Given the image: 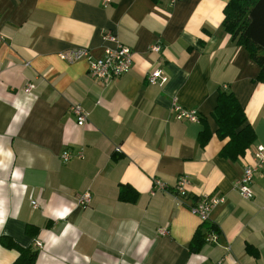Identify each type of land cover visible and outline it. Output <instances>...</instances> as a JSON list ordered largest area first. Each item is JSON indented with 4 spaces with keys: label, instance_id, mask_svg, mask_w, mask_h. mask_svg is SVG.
I'll return each mask as SVG.
<instances>
[{
    "label": "crops",
    "instance_id": "0c3cea01",
    "mask_svg": "<svg viewBox=\"0 0 264 264\" xmlns=\"http://www.w3.org/2000/svg\"><path fill=\"white\" fill-rule=\"evenodd\" d=\"M102 1L0 0V235L36 251L33 264H264V166L251 199L233 186L264 146V83L221 26L228 0ZM105 34L131 52L118 78L96 80L85 60L58 57L78 48L99 58L115 46ZM155 68L167 78L161 86L146 83ZM218 91L234 96L254 137L234 161L219 154L227 139L211 116ZM173 102L197 121L177 120ZM74 104L87 114L81 127ZM63 152L72 158L61 162ZM122 186L133 202L118 200ZM201 198L221 200L207 215L218 231L191 253L201 222L189 207ZM17 255L0 245V264Z\"/></svg>",
    "mask_w": 264,
    "mask_h": 264
},
{
    "label": "trees",
    "instance_id": "16d2710c",
    "mask_svg": "<svg viewBox=\"0 0 264 264\" xmlns=\"http://www.w3.org/2000/svg\"><path fill=\"white\" fill-rule=\"evenodd\" d=\"M262 10H264V0H228L223 8L221 26L227 34L236 40L237 45L244 46L250 60L259 68L255 81L264 83V20H262ZM211 116L216 124L215 134L217 138L220 140L227 139L219 152L220 157L230 161L236 160L237 157L244 154L254 138L249 126L244 125L246 120L241 107L231 93L218 91ZM207 139L208 131L204 127L197 137L198 144L202 146ZM136 197V192L128 186H122L117 196L118 200L122 202H133ZM30 228H32L30 225H26L25 231L29 232ZM210 231L217 232L218 228L208 220L202 221L189 241L188 250L191 253L197 252L204 241L205 234ZM0 245L18 251V255L10 264H33L36 251L30 247H19L10 237L5 235H0Z\"/></svg>",
    "mask_w": 264,
    "mask_h": 264
},
{
    "label": "built area",
    "instance_id": "2783aa9c",
    "mask_svg": "<svg viewBox=\"0 0 264 264\" xmlns=\"http://www.w3.org/2000/svg\"><path fill=\"white\" fill-rule=\"evenodd\" d=\"M177 1V0H172ZM109 3V0H103L102 6L105 7ZM104 40L113 42L115 46L113 48H103L102 55L99 58H91L88 50L86 49H71L65 52H62L58 55L60 60L66 62H74L78 60H85L87 65V73L90 77L102 81L107 82L109 80L118 78L119 76L127 73L131 67V52L128 48H125L118 44L113 36L110 34H105L103 36ZM149 51L152 53H158L160 48L158 45H152L149 47ZM146 83L152 86H161L163 85L167 78L162 75L159 68L153 69L147 77L145 78ZM33 89V85L28 84L24 88V92L28 93ZM174 117L177 120H183L185 122H196L197 114L193 110H185L182 107L178 106L174 102L171 107ZM70 112L75 118V123L77 126L81 127L85 124L87 114L82 110V108L77 105L70 106ZM72 154L70 152H63L59 159L61 162H66L70 158H72ZM76 157L80 158V154L76 153ZM264 166V146L258 145L255 147L252 153V163L250 165L245 166L242 169L240 176L234 182V189L237 194L243 199H251L253 197V193L251 190V182L254 174L259 171ZM157 189H162L163 185L159 182H154ZM186 184L185 178L179 179L174 185V191L177 196H183L185 194L184 186ZM90 195L88 192L82 193L76 200V203L79 207L84 208L89 205ZM221 202V200H208L206 198L198 199L189 207V212L196 216L200 222L207 220V215L210 209L217 203ZM31 206L35 208L34 203H31ZM216 237V232L210 231L207 232L204 241H214ZM34 246L37 248L41 247V243L39 241H34ZM215 264H219L216 262Z\"/></svg>",
    "mask_w": 264,
    "mask_h": 264
}]
</instances>
